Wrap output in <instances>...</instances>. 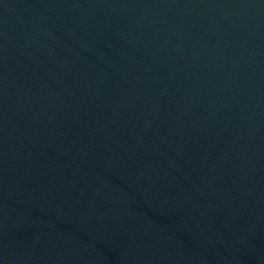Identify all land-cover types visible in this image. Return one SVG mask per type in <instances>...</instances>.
I'll list each match as a JSON object with an SVG mask.
<instances>
[{"label": "water", "instance_id": "95a60500", "mask_svg": "<svg viewBox=\"0 0 264 264\" xmlns=\"http://www.w3.org/2000/svg\"><path fill=\"white\" fill-rule=\"evenodd\" d=\"M0 264H264V0H0Z\"/></svg>", "mask_w": 264, "mask_h": 264}]
</instances>
